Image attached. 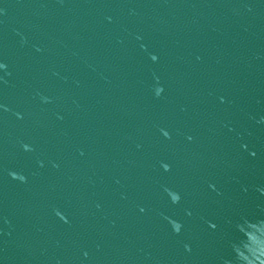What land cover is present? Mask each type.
<instances>
[{"label": "water", "instance_id": "obj_1", "mask_svg": "<svg viewBox=\"0 0 264 264\" xmlns=\"http://www.w3.org/2000/svg\"><path fill=\"white\" fill-rule=\"evenodd\" d=\"M0 264H264V0H0Z\"/></svg>", "mask_w": 264, "mask_h": 264}]
</instances>
